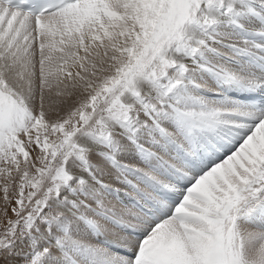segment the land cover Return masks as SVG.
<instances>
[{
    "label": "snow or ice",
    "instance_id": "snow-or-ice-1",
    "mask_svg": "<svg viewBox=\"0 0 264 264\" xmlns=\"http://www.w3.org/2000/svg\"><path fill=\"white\" fill-rule=\"evenodd\" d=\"M0 264H264V0H0Z\"/></svg>",
    "mask_w": 264,
    "mask_h": 264
}]
</instances>
